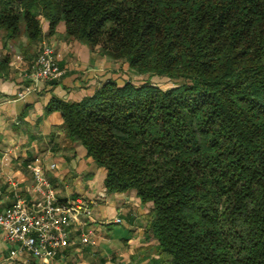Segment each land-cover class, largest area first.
Instances as JSON below:
<instances>
[{"label":"trees","instance_id":"obj_1","mask_svg":"<svg viewBox=\"0 0 264 264\" xmlns=\"http://www.w3.org/2000/svg\"><path fill=\"white\" fill-rule=\"evenodd\" d=\"M44 21L177 82L109 79L46 106L107 172L108 193L152 202L158 261L264 264V0H0V29L26 36V52Z\"/></svg>","mask_w":264,"mask_h":264},{"label":"crops","instance_id":"obj_2","mask_svg":"<svg viewBox=\"0 0 264 264\" xmlns=\"http://www.w3.org/2000/svg\"><path fill=\"white\" fill-rule=\"evenodd\" d=\"M43 27V41L54 46L65 72L55 81H41L24 98L16 93L27 82L41 44L26 52L22 47L26 36L7 39L6 30L0 29V204L11 205L17 194L30 197L31 165L39 157L61 198L83 196L92 201L91 223L99 236L96 246L77 241L58 250L48 264H161L158 239L149 230L152 202L142 201L134 189L108 193L107 172L66 134L61 111L46 112L56 96L81 100L109 79L124 83L128 78L123 63L91 49L83 40L66 37L64 23L54 33L48 21ZM53 162L57 165L50 168ZM12 247L0 227V264H36L29 253L11 256Z\"/></svg>","mask_w":264,"mask_h":264},{"label":"built area","instance_id":"obj_3","mask_svg":"<svg viewBox=\"0 0 264 264\" xmlns=\"http://www.w3.org/2000/svg\"><path fill=\"white\" fill-rule=\"evenodd\" d=\"M64 72L54 46L43 41L27 73L28 80L17 91L16 97L24 98L29 92L37 90L41 81L58 79ZM56 165L53 162L49 167L55 168ZM31 170L33 183L29 188L30 197L17 194L11 205L2 207L0 204V227L4 238L13 243L11 256L29 253L36 259V264H48L58 250L77 241L96 246L99 236L91 223L92 201L83 196L61 198L39 157L35 158ZM121 220L117 218V221Z\"/></svg>","mask_w":264,"mask_h":264},{"label":"rangeland","instance_id":"obj_4","mask_svg":"<svg viewBox=\"0 0 264 264\" xmlns=\"http://www.w3.org/2000/svg\"><path fill=\"white\" fill-rule=\"evenodd\" d=\"M122 63H123L122 67L124 73L126 74V78L131 79L136 83H143L146 80H151L152 82L160 85L163 88L177 84L175 80H172L169 77L160 76V75L139 74L136 70L132 69L128 63L126 62H122Z\"/></svg>","mask_w":264,"mask_h":264}]
</instances>
